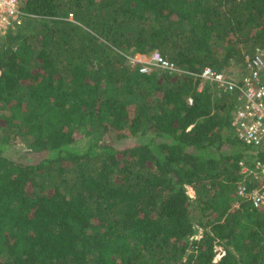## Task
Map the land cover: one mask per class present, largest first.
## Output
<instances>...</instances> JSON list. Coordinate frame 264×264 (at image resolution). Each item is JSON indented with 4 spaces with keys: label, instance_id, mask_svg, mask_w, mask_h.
<instances>
[{
    "label": "trees",
    "instance_id": "obj_1",
    "mask_svg": "<svg viewBox=\"0 0 264 264\" xmlns=\"http://www.w3.org/2000/svg\"><path fill=\"white\" fill-rule=\"evenodd\" d=\"M23 11L0 44V264H264V209L237 196L252 148L235 97L197 76L264 49V0ZM155 49L178 70L128 63ZM17 141L40 158H12Z\"/></svg>",
    "mask_w": 264,
    "mask_h": 264
},
{
    "label": "built area",
    "instance_id": "obj_2",
    "mask_svg": "<svg viewBox=\"0 0 264 264\" xmlns=\"http://www.w3.org/2000/svg\"><path fill=\"white\" fill-rule=\"evenodd\" d=\"M25 1L0 0V44L8 32L23 24ZM138 62L137 60L133 64ZM148 64L171 72L178 70L173 62L164 58L156 49L150 52ZM240 69L238 75L232 76L224 70L217 71L205 67L197 76L215 85L218 97L225 93L234 95L235 110L231 118L233 133L252 148L250 152L247 151L252 155V159L243 158L238 163L243 178L238 182L237 196L255 208L264 209V159L259 157V151L264 150V49L246 55L240 63ZM150 70V66L141 64V72ZM202 88L203 85H200L199 90ZM236 206H239L238 202Z\"/></svg>",
    "mask_w": 264,
    "mask_h": 264
},
{
    "label": "rangeland",
    "instance_id": "obj_3",
    "mask_svg": "<svg viewBox=\"0 0 264 264\" xmlns=\"http://www.w3.org/2000/svg\"><path fill=\"white\" fill-rule=\"evenodd\" d=\"M133 59L129 58V64L131 66H134L133 63H135V61H139L140 64H145L150 66L151 70H158L161 69L160 67L156 66V65H152V64H148L150 61V55L147 56H143L141 54H136L134 57H131ZM242 61H235L232 60L226 67L225 69H223L225 72H228L230 75L232 76H236L240 73L241 69H240V63ZM209 81H207L204 78H200L199 77V85H204L205 83H207ZM113 138H114V133L112 134ZM7 153L12 156V158L14 159H21L24 162H32L35 161L37 159L40 158V155L38 153H35L33 151H30L23 142L21 141H17L13 144V146L11 148L8 149ZM188 192L189 194L194 197L195 192L192 189V187H188Z\"/></svg>",
    "mask_w": 264,
    "mask_h": 264
},
{
    "label": "crops",
    "instance_id": "obj_4",
    "mask_svg": "<svg viewBox=\"0 0 264 264\" xmlns=\"http://www.w3.org/2000/svg\"><path fill=\"white\" fill-rule=\"evenodd\" d=\"M141 55H143V56H147V55H150V54H141Z\"/></svg>",
    "mask_w": 264,
    "mask_h": 264
}]
</instances>
